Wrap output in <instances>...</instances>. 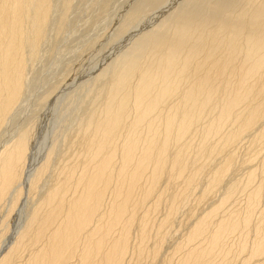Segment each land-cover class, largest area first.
<instances>
[{
    "label": "bare ground",
    "instance_id": "6f19581e",
    "mask_svg": "<svg viewBox=\"0 0 264 264\" xmlns=\"http://www.w3.org/2000/svg\"><path fill=\"white\" fill-rule=\"evenodd\" d=\"M73 5L0 0L3 234L29 201L0 264H264V0L133 2L117 33H140L36 165L34 117L12 120L28 64ZM186 205L188 229L162 256Z\"/></svg>",
    "mask_w": 264,
    "mask_h": 264
},
{
    "label": "rangeland",
    "instance_id": "374dc122",
    "mask_svg": "<svg viewBox=\"0 0 264 264\" xmlns=\"http://www.w3.org/2000/svg\"><path fill=\"white\" fill-rule=\"evenodd\" d=\"M132 1L136 2L137 0H110L104 8L107 9L106 12L104 10V13L100 12L101 6L98 0H76V2L74 0L73 9L71 8L74 11H70L68 14V25L63 30L65 31L64 34L58 38L50 37L44 46L42 56L39 57L41 59L37 58L28 64L30 67L28 66L29 74L24 91L25 100L23 101H26L27 104L23 103L18 108V112H15L17 115L14 114L17 117H14L12 122L13 125H16L19 116L22 120L27 119L28 116L32 119L34 117L33 128L35 131L33 130L32 139L30 138L27 155L33 154L34 158H37L36 165L40 164L39 162L42 161V157L57 135L59 136L65 129L74 125L78 114L80 115L84 109V105L88 104V98L91 96H88L87 93H91L89 91L90 86L93 89L96 85L93 82L98 73L108 62L116 58L128 44H132L134 39L130 37L131 35L140 33V24L137 26L139 28L136 27L137 29L134 28L135 30L129 32L131 35L128 33L119 35L117 33L121 26V16L131 8L129 5L133 4ZM99 13L100 15H98ZM49 49L51 51L53 49L52 54L51 51H48ZM50 89L51 91H49ZM47 91L51 92L47 100L40 101L39 97ZM26 95L27 97H25ZM6 125H2L0 129L4 130ZM66 126L68 128H65ZM62 129L64 130L61 131ZM60 144L59 150L63 146ZM240 146L242 147L241 144ZM27 200L26 197H21L14 209L12 208L14 211H10L7 218L9 226L5 234L3 231L1 232L2 226L0 225V252L8 249L13 242L11 235L14 234L16 224L23 219L28 208V205H25L29 202ZM193 203L195 200L191 202V204ZM160 207L164 208V205L162 204ZM184 207L183 211L181 210L176 217L174 224L171 225L172 227L168 228L169 234L167 233L165 237V243H163L164 240L162 242V256L172 253L174 245L180 241L188 229L190 222L187 220L185 212L188 205ZM160 209L157 210L158 212L155 211L157 214L153 211L152 215L154 213V216L162 215L164 209ZM186 222H189L188 225ZM150 240L149 242H151ZM160 258L155 261L158 262Z\"/></svg>",
    "mask_w": 264,
    "mask_h": 264
}]
</instances>
